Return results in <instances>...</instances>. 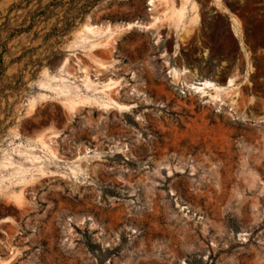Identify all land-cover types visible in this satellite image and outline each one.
Returning a JSON list of instances; mask_svg holds the SVG:
<instances>
[{
  "label": "rangeland",
  "instance_id": "rangeland-1",
  "mask_svg": "<svg viewBox=\"0 0 264 264\" xmlns=\"http://www.w3.org/2000/svg\"><path fill=\"white\" fill-rule=\"evenodd\" d=\"M194 1L200 21L180 41L148 28L146 0H0V157L23 162L19 143L58 134L23 205L0 195V217L14 215L0 225V260L12 245L9 264H264V56L243 76L225 18ZM224 1L261 45V0ZM87 19L138 25L91 52L71 48ZM233 73L237 90L217 99L189 87ZM83 95L96 103L69 114L65 98Z\"/></svg>",
  "mask_w": 264,
  "mask_h": 264
},
{
  "label": "bare ground",
  "instance_id": "bare-ground-1",
  "mask_svg": "<svg viewBox=\"0 0 264 264\" xmlns=\"http://www.w3.org/2000/svg\"><path fill=\"white\" fill-rule=\"evenodd\" d=\"M146 2L151 13V20L149 21V23H147L149 25L148 28L157 26L168 27V29H170L175 37H177L180 41L188 38L190 33L189 27L196 26L200 21L198 6L194 0H146ZM136 25H138L136 22H132L126 23L124 25L111 26L107 24L103 26L95 24L90 19H87V21L84 22L73 35L70 47H81L91 52L95 48L106 44L116 32L121 30H130ZM145 27L147 28V26ZM101 39H103V41H101ZM174 48L176 50L177 44ZM91 59L96 70L101 71L102 69H108V64H105L98 59ZM65 63L66 59L63 60L62 65H64ZM250 71H252V68H250V64L248 62L246 65L245 74L243 76L247 77L250 74ZM186 72V69L177 70L176 68H171L170 70V74L173 78H179V76L185 74ZM235 82L236 76L228 77L225 81L224 86L217 85L211 79H202L196 83L190 84L189 87L193 88L194 91L201 93L202 95L206 93L207 90H210V92L212 91V98L217 99L219 97V92L222 89L237 90L238 84H236ZM84 84L86 88L90 87V82L88 81L87 77L84 79ZM112 85V82H106L102 85V87L108 89ZM35 103L36 99H31L30 107L34 108ZM92 103H96V101L89 96L83 95L65 98L63 106L67 109L69 114H72L78 106H86ZM12 137L15 139H19L16 131L12 132ZM57 137L58 134L55 131L50 130L47 133L40 134L34 140H25L24 143H19L16 151L22 155L23 162L14 161L8 154L1 155L0 195H3V197H5V200L11 202L15 206L20 207L23 205L25 201L24 187L27 184L33 182L36 177L29 172L31 169H33L36 172L37 176H43L46 174L42 165L43 158L57 157V149L53 147V144L55 143ZM37 148L42 154H40V152H36ZM25 162L27 163V165H25ZM248 169H245V171L248 172V175L255 176V174ZM4 171L6 173H3ZM75 171L76 167L70 168V172L72 174H74ZM14 187L17 189H14ZM1 221L6 222L10 220L8 218H4ZM9 252V257L7 259H1L0 264H9L11 259L15 257V248L12 245L9 246Z\"/></svg>",
  "mask_w": 264,
  "mask_h": 264
},
{
  "label": "crops",
  "instance_id": "crops-1",
  "mask_svg": "<svg viewBox=\"0 0 264 264\" xmlns=\"http://www.w3.org/2000/svg\"><path fill=\"white\" fill-rule=\"evenodd\" d=\"M210 2H211V6L214 9L213 12H216V14H220L222 17L225 18L227 22V25H226L227 31L235 40L239 51L244 55L245 58H248V62L250 63L252 57L254 56H264V42L255 48H252L251 46H249L247 42L248 35H247V30H246L247 24H246L245 15H242L239 9H233L231 6L225 4L224 0H210ZM258 5L263 7L262 19L264 20V0H261V2ZM259 36L262 38L261 34ZM250 73H252V71H250ZM230 76L231 77L236 76V73H233ZM237 78L238 77L236 76V79ZM4 218H8L10 221H6V222L1 221ZM13 219H14L13 214L0 217V225L10 224L13 222Z\"/></svg>",
  "mask_w": 264,
  "mask_h": 264
}]
</instances>
